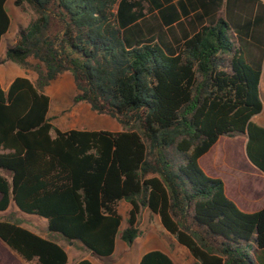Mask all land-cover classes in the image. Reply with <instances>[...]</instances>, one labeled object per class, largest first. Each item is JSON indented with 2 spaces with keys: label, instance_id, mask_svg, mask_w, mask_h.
Masks as SVG:
<instances>
[{
  "label": "trees",
  "instance_id": "obj_1",
  "mask_svg": "<svg viewBox=\"0 0 264 264\" xmlns=\"http://www.w3.org/2000/svg\"><path fill=\"white\" fill-rule=\"evenodd\" d=\"M5 2L0 0V41L10 24ZM133 4L14 0L32 18L0 62L31 69L36 78L16 77L6 90L0 85V212L13 204L46 219L48 236L22 226L12 212L0 220V241L37 264H66L58 239L109 257L123 200L130 209L120 238L128 244L148 208L188 249L189 264H260L264 207L239 210L223 181L206 175L197 159L220 136L247 134V157L264 173V128L251 121L262 109L261 61L234 47L223 19L201 26L177 53L166 54L156 42L128 45L122 29L134 19ZM64 70L74 80L72 101L111 114L121 130L52 124L44 89ZM139 264L173 262L152 250Z\"/></svg>",
  "mask_w": 264,
  "mask_h": 264
},
{
  "label": "crops",
  "instance_id": "obj_2",
  "mask_svg": "<svg viewBox=\"0 0 264 264\" xmlns=\"http://www.w3.org/2000/svg\"><path fill=\"white\" fill-rule=\"evenodd\" d=\"M127 1L134 3L129 11V15L134 16V19L123 26L122 35L125 42L128 45L142 42H156L166 54L177 53L180 44L198 31L201 26L215 24L218 19H223L227 22L229 26L228 36L234 47L242 52L247 59L261 61L259 91L262 109L251 117V121L264 128V0ZM11 11L12 7L6 11L10 24ZM5 61H7L6 65H18L9 60ZM14 72L15 74L13 75ZM16 77H26L34 81V78L26 76L24 72L19 71L15 67L13 72L5 69L0 74L1 87L6 90L11 81ZM44 93L47 94L46 91ZM64 125L67 127L56 128L60 130H100L72 128L73 126L70 123ZM113 129L110 128L109 131L121 130ZM51 134L53 135V133ZM246 143L247 134L235 137L220 136L210 149L197 159V163L206 175L220 178L223 181L226 196L239 210L252 213L264 207V173L248 159ZM12 206L13 204H10L5 211L0 212V217L8 214L12 210ZM13 208V213L19 216L18 218L22 220L21 225L24 226L22 224L23 219L20 217L21 212L14 206ZM129 209L130 204L126 201L121 200L118 202L117 210L122 216V221L123 214H128ZM144 210L150 212L148 208ZM153 215L157 223L153 230L162 235L163 238H159L156 234L155 236L157 237L155 239L153 237L154 234H150L148 238L142 239L137 236L130 246L143 243L147 244L146 248L128 259L127 264H139L142 255L152 250H159L165 253L171 258L173 264H189L192 262L193 258L188 249L179 244L164 229L156 214ZM4 219L6 218H0V220ZM26 219L32 221L31 226L33 229L28 228L29 230L42 237L48 236L46 219H42V221H33L31 218ZM58 241L67 253L66 264H76L81 259H88L93 264H121L122 261L120 259L122 255L120 254L126 252V248L121 247L120 254L117 255L115 253L117 247L115 242L113 253L109 257L100 258L89 251L84 252L85 248L78 242L69 244V241L67 242L63 239H58ZM76 244H79L80 247L76 248ZM72 249L75 250V253L71 254V262H68ZM78 251L80 253L77 255ZM82 251L83 253H81ZM257 256L260 264H264V248L257 252ZM0 264H37V261L35 259L31 261L24 260L0 241Z\"/></svg>",
  "mask_w": 264,
  "mask_h": 264
},
{
  "label": "rangeland",
  "instance_id": "obj_3",
  "mask_svg": "<svg viewBox=\"0 0 264 264\" xmlns=\"http://www.w3.org/2000/svg\"><path fill=\"white\" fill-rule=\"evenodd\" d=\"M14 0H6L5 2V10H9L10 7H12L11 11V24L7 31V33L2 37V42L0 45V59L4 57L5 50L8 46L14 44L16 40L19 37L20 30L25 28L28 23L30 22L32 18V13L29 9L23 10L20 7H17L13 4ZM13 5V6H12ZM29 62L31 64H34L36 62L35 59L32 57L28 58ZM7 61L0 62V74L3 72V70H15V67L19 69V71L24 72L26 76L31 77L32 79L36 78V73L28 68H23L19 65H6ZM10 67V69H8ZM15 72L13 73V75ZM19 76V75H18ZM44 91L47 92L50 98V105H49V112L48 115L51 117V122L55 127L58 128H64L67 127L64 124H69L73 126L72 128H84V129H100V130H110V128L114 129H122L121 125L119 124L116 117L112 116L109 113H97L91 110L90 106L86 102H77L74 103L72 101V97L75 93V84L72 77V74L69 70H64L61 74H59L54 80L50 81L49 84L45 87ZM82 126V127H79ZM13 206L12 210L6 214L1 216L2 218H7V216L10 215V213L13 212ZM145 209V208H144ZM142 209L141 213L138 218V229H139V237L142 238H148L150 234H154V239L158 235L159 238H163L162 235H160L157 232H154V228L156 226V219L154 218V215L150 212H147L146 210ZM15 214V213H14ZM21 218L23 219V225L29 229H33L31 226L32 221H29L26 218H31L33 221H42V217H39L34 214H25L20 213ZM0 217V218H1ZM15 217H19L16 216ZM127 217V214H123V221L120 225L119 233L116 237V254H120L121 247L126 248V252L122 255V258L120 259L122 261L121 264H127L128 259L131 257H134L135 254L140 252V250H144L146 248L147 244H137L130 246L131 244H128L121 240L120 233L121 231L126 227L125 219ZM65 243V242H64ZM76 248L80 247L79 244H76ZM84 252H87V250H83ZM83 251L81 253H83ZM75 253V250H71L69 255V261L71 262V254ZM80 252H77V255ZM86 254V253H85ZM116 255V256H117ZM114 264V263H113Z\"/></svg>",
  "mask_w": 264,
  "mask_h": 264
},
{
  "label": "water",
  "instance_id": "obj_4",
  "mask_svg": "<svg viewBox=\"0 0 264 264\" xmlns=\"http://www.w3.org/2000/svg\"><path fill=\"white\" fill-rule=\"evenodd\" d=\"M72 242L71 241H69V244H71Z\"/></svg>",
  "mask_w": 264,
  "mask_h": 264
}]
</instances>
